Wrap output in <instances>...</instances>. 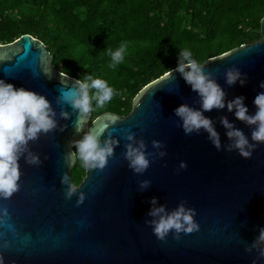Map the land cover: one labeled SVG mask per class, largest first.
<instances>
[{"label": "water", "instance_id": "95a60500", "mask_svg": "<svg viewBox=\"0 0 264 264\" xmlns=\"http://www.w3.org/2000/svg\"><path fill=\"white\" fill-rule=\"evenodd\" d=\"M261 39L243 43L224 53L208 58L205 71L212 72L226 94L225 104L244 96L249 112L254 113L255 96L264 91V16L260 21ZM176 68V67H175ZM173 68V69H175ZM239 69L247 82L228 87L225 72ZM171 70L145 85L134 97L127 114L103 112L92 120L86 118L84 130L110 125L118 140L114 155L103 170L85 168V175L75 185L77 192L66 199L62 176L71 169L75 159L68 155L76 134L73 113L68 105H58L60 89L71 86L76 78L59 71L45 44L25 33L11 42L0 43V79L17 88L25 87L45 95L56 112L59 127L41 134L29 147L40 155L43 163L32 166L20 160V189L8 200L9 225L0 226V252L4 264H264L258 252L245 249L264 227V144L250 159L236 151H226L230 143L222 119L251 138L252 127L235 117L234 110L213 109L204 115L210 118L220 137L217 151L206 131L185 135L180 118L174 110L181 104L200 109V97L187 84L181 73ZM50 77V78H49ZM70 113L62 118L61 111ZM120 119L111 125V115ZM128 131L143 139L154 160L143 175L134 173L124 158ZM162 141L157 149L153 141ZM166 151L164 157L159 156ZM181 161L187 168H180ZM149 180L148 188L139 183ZM74 185V184H73ZM84 195L78 204L80 195ZM153 197L158 205L170 211L182 201L195 209L198 234L176 240L170 234L161 241L146 224ZM8 240L9 247H3Z\"/></svg>", "mask_w": 264, "mask_h": 264}, {"label": "trees", "instance_id": "16d2710c", "mask_svg": "<svg viewBox=\"0 0 264 264\" xmlns=\"http://www.w3.org/2000/svg\"><path fill=\"white\" fill-rule=\"evenodd\" d=\"M263 16L264 0H0V43L28 33L45 44L59 71L106 79L118 94L91 112L92 120L106 111L127 114L145 85L177 66L182 48L203 63L261 39ZM121 42L125 60L112 69L106 49ZM83 174L76 161L72 183Z\"/></svg>", "mask_w": 264, "mask_h": 264}, {"label": "clouds", "instance_id": "9594fccd", "mask_svg": "<svg viewBox=\"0 0 264 264\" xmlns=\"http://www.w3.org/2000/svg\"><path fill=\"white\" fill-rule=\"evenodd\" d=\"M106 52L110 57L108 66L115 69L125 60L127 44L121 42L115 49L108 48ZM175 71L182 74L185 82L200 97V109L181 104L174 110L175 115L180 118V126L185 135L193 132L199 134L203 129L208 133L213 147L220 151L222 147L220 137L212 120L204 113L213 109L224 110L227 107L228 111L234 110L237 119L253 127L251 138H249L243 130L236 128L228 119H222V126L227 129L226 135L230 140L225 150L236 151L242 158L250 159L259 145L264 144V91L259 92L253 100L256 106L254 113L249 112L244 103L246 99L244 96H237L226 105V94L216 82L214 74L205 71V64L194 58L189 48L180 49L177 66L172 69L171 75ZM225 80L228 87L235 86L237 82L244 86L247 82V75L239 69L230 68L225 72ZM259 87L264 89V81L260 82ZM117 94V90L106 79L95 77L92 74H85L82 78L75 79L71 86L60 89L57 104L68 105L73 113H78L74 121V130L76 134L83 133L79 140L73 142L75 151L68 155L80 161L87 169L103 170L109 158L114 155V148L119 143L118 140L112 138L111 132L108 133L107 138L101 139L110 127L108 124L84 130L87 116L96 109L104 108ZM60 115L65 119L70 117V113L63 110ZM119 119L117 115H111V125H115ZM65 127H59L56 112L45 95L25 87L17 88L12 83L0 79V200L10 199L20 189L21 159L32 166H40L43 163L40 155L29 147L30 142L37 141L41 134L46 135L57 129L64 131ZM126 139L130 143L125 146L126 151L123 155L128 161V167L134 173L143 175L153 162L154 155L147 151L143 139L135 138V133L128 131ZM153 146L157 149H164L162 141L154 140ZM166 154L165 150L159 152L161 158ZM180 168H187V163L181 161ZM61 183L68 185L65 189V197L71 199L77 190L76 186L71 184L67 173L62 176ZM150 184L151 181L142 180L139 188L142 191ZM84 198L81 194L78 204L82 203ZM150 204L152 207L148 215L151 219L147 220L146 224L152 228L157 239L166 241L171 234L174 239L179 240L181 234L184 236L198 234L199 227L195 223L196 211L187 207L186 201H182L170 211L166 206L158 205L156 197L151 199ZM9 220L7 207H0V226L11 227ZM3 235L4 233L0 232V237ZM9 243L8 240H4L3 247L7 249ZM254 249L258 252L257 259L264 258V227L260 228L257 237L245 250L252 252ZM0 264H4L2 252H0ZM253 264H256V260Z\"/></svg>", "mask_w": 264, "mask_h": 264}, {"label": "flooded vegetation", "instance_id": "af4514ba", "mask_svg": "<svg viewBox=\"0 0 264 264\" xmlns=\"http://www.w3.org/2000/svg\"><path fill=\"white\" fill-rule=\"evenodd\" d=\"M73 150L75 151L74 146H73ZM76 161H78V160H76ZM76 161H75V162H76ZM78 162H80V161H78ZM84 175H85V167H84V174H83V176H82V179H83ZM82 179H81V180H82ZM81 180H80V181H81ZM78 184H79V183H78Z\"/></svg>", "mask_w": 264, "mask_h": 264}, {"label": "rangeland", "instance_id": "374dc122", "mask_svg": "<svg viewBox=\"0 0 264 264\" xmlns=\"http://www.w3.org/2000/svg\"><path fill=\"white\" fill-rule=\"evenodd\" d=\"M79 167H80V165H79ZM75 174V172H73V175Z\"/></svg>", "mask_w": 264, "mask_h": 264}, {"label": "snow or ice", "instance_id": "6c2138e0", "mask_svg": "<svg viewBox=\"0 0 264 264\" xmlns=\"http://www.w3.org/2000/svg\"><path fill=\"white\" fill-rule=\"evenodd\" d=\"M103 126V125H102Z\"/></svg>", "mask_w": 264, "mask_h": 264}]
</instances>
